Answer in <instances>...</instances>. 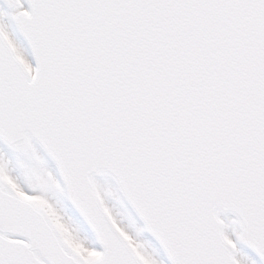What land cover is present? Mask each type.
Masks as SVG:
<instances>
[{
	"label": "snow or ice",
	"instance_id": "obj_1",
	"mask_svg": "<svg viewBox=\"0 0 264 264\" xmlns=\"http://www.w3.org/2000/svg\"><path fill=\"white\" fill-rule=\"evenodd\" d=\"M4 4L0 264L264 262V0Z\"/></svg>",
	"mask_w": 264,
	"mask_h": 264
},
{
	"label": "bare ground",
	"instance_id": "obj_2",
	"mask_svg": "<svg viewBox=\"0 0 264 264\" xmlns=\"http://www.w3.org/2000/svg\"><path fill=\"white\" fill-rule=\"evenodd\" d=\"M0 9H2V10H4V11H7V9L6 8H4V6L0 3ZM5 20H6V22L7 23H9V31H10V33L13 35V37L17 40V42L18 43H21L22 44V41L19 39V37L16 35V33H15V31H14V29H13V27H12V23L11 22H9L8 20H7V18H5ZM0 147H4L2 144H0ZM41 155L44 157V159L49 163V165H50V170H52L53 171V173L54 174H56L55 173V170H54V167L52 166V164L50 163V161L43 155V153L41 152ZM97 181L100 183V184H102V185H104V186H107L108 188H111L112 190H113V200H114V202L115 203H117V201L120 203L119 205H116L115 206V209L114 210H116L117 211V214L119 215V217H121L123 220H124V222L128 225V226H131V223H133V221H131L130 219H129V215L133 218L134 217V214H133V212H131L130 211V208L127 206V204L125 203V201L122 199V197L120 196V193L118 192L119 190H118V188H117V186L115 185V183L109 178V177H106V178H99V179H97ZM115 197H117V198H115ZM61 205V204H60ZM63 205H61V207H62ZM132 214V215H131ZM222 219H224L225 217L224 216H222L221 217ZM134 219V221L136 222V225L138 226V228L142 231V233H143V240H141V241H143V242H145L148 246H149V250L150 251H153L154 253H156V255L158 254V255H160V257L158 258L157 256V259L158 260H160V261H162V264H167V263H165L166 261V259L161 255V252H160V250L159 251H156V245H155V243L147 236V234L145 233V231L143 230V227H142V225H141V223H139V221H138V219H136L135 217L133 218ZM232 220H234L233 218H231V217H228L227 216V218H226V222H228L229 223V228L227 229V231H228V234L230 235V236H233L234 237V232H233V229H235L236 231H238L239 230V226L238 225H232L231 224V221ZM140 235V234H139ZM243 251H244V253L250 258V259H252L253 258V256H252V254L249 252V251H247L245 248H243Z\"/></svg>",
	"mask_w": 264,
	"mask_h": 264
},
{
	"label": "rangeland",
	"instance_id": "obj_3",
	"mask_svg": "<svg viewBox=\"0 0 264 264\" xmlns=\"http://www.w3.org/2000/svg\"><path fill=\"white\" fill-rule=\"evenodd\" d=\"M109 191H110V195H109V197H108V200H107V202H108V204H109V206L110 207H112V209H113V211H114V213L119 217V215L117 214V211L116 210H114L115 209V206L116 205H119L120 203L117 201V203H115L114 202V200H113V190L111 189V188H109ZM115 198H117V197H115ZM57 199H58V201H59V204H61V205H63L62 207H64L68 212H69V214H75L73 211H72V209L70 208V206L68 205V203H67V201H66V198H65V195H63V194H61V195H59V196H57ZM60 205V206H61ZM76 215V214H75ZM132 215V214H131ZM121 220H122V222H123V224H124V226L125 227H127L128 229H129V231L130 232H132L133 234H140L139 235V238H140V240H143V233H142V231L138 228V226L136 225V222L134 221V217L132 218L130 215H129V219L131 220V221H133V223H131V226H128L125 222H124V220L121 218V217H119ZM142 236V237H141ZM244 248V247H243ZM156 251H159V248L156 246ZM156 254V253H155ZM158 255V254H157ZM156 255V256H157ZM162 255V254H161ZM163 256V255H162ZM253 256V255H252ZM158 258L160 257V255H158L157 256ZM251 260H253V261H255L256 262V264H261L256 258H255V256H253V258L251 259ZM166 261V260H165ZM165 263H167L168 264V262H165Z\"/></svg>",
	"mask_w": 264,
	"mask_h": 264
},
{
	"label": "water",
	"instance_id": "obj_4",
	"mask_svg": "<svg viewBox=\"0 0 264 264\" xmlns=\"http://www.w3.org/2000/svg\"><path fill=\"white\" fill-rule=\"evenodd\" d=\"M4 2V0H2ZM19 32V31H18ZM20 34V33H19ZM21 35V34H20ZM22 36V35H21ZM23 37V36H22ZM24 39V38H23ZM99 178H106V177H97V179ZM123 194V193H122ZM124 197V195H123ZM125 198V197H124ZM125 200L128 202V200L125 198ZM129 203V202H128ZM130 205V204H129ZM131 206V205H130ZM132 208V207H131ZM133 209V208H132ZM134 210V209H133ZM135 212V211H134ZM136 213V212H135ZM137 214V213H136ZM228 214H232L234 215L233 213H228ZM144 222V221H143ZM145 225V224H144ZM148 232V231H147ZM149 233V232H148ZM151 235V233H149ZM152 236V235H151ZM153 237V236H152ZM155 239V237H153ZM156 240V239H155ZM157 241V240H156ZM157 243L159 244V242L157 241ZM251 250V249H250ZM248 251V250H247ZM166 255V254H165ZM259 258V257H258ZM264 264V262H262Z\"/></svg>",
	"mask_w": 264,
	"mask_h": 264
}]
</instances>
